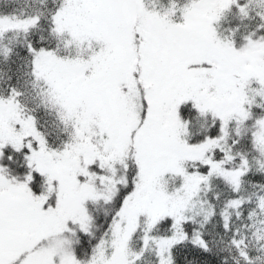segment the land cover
Segmentation results:
<instances>
[{
  "label": "snow or ice",
  "instance_id": "1",
  "mask_svg": "<svg viewBox=\"0 0 264 264\" xmlns=\"http://www.w3.org/2000/svg\"><path fill=\"white\" fill-rule=\"evenodd\" d=\"M0 264H264V0H0Z\"/></svg>",
  "mask_w": 264,
  "mask_h": 264
}]
</instances>
